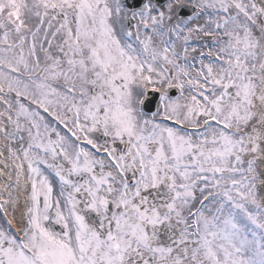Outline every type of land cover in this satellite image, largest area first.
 I'll return each mask as SVG.
<instances>
[{
  "label": "snow or ice",
  "instance_id": "1",
  "mask_svg": "<svg viewBox=\"0 0 264 264\" xmlns=\"http://www.w3.org/2000/svg\"><path fill=\"white\" fill-rule=\"evenodd\" d=\"M0 138V264H264V0H0Z\"/></svg>",
  "mask_w": 264,
  "mask_h": 264
},
{
  "label": "bare ground",
  "instance_id": "2",
  "mask_svg": "<svg viewBox=\"0 0 264 264\" xmlns=\"http://www.w3.org/2000/svg\"><path fill=\"white\" fill-rule=\"evenodd\" d=\"M0 142H1V138H0ZM1 151V148H0ZM0 161H3V157H0ZM0 172H5V168L3 163H0ZM6 183V177L5 175L0 176V188H2L4 186V184ZM19 212V210H17Z\"/></svg>",
  "mask_w": 264,
  "mask_h": 264
},
{
  "label": "rangeland",
  "instance_id": "3",
  "mask_svg": "<svg viewBox=\"0 0 264 264\" xmlns=\"http://www.w3.org/2000/svg\"><path fill=\"white\" fill-rule=\"evenodd\" d=\"M2 144H3V139L1 138L0 146H2ZM13 146H15V145H13ZM0 148H1V151H3L2 147H0ZM6 155H7V153L5 152V156ZM3 160H4V157H3ZM6 162L10 163V161H6ZM7 172H8V169H5V172H4L5 177H7Z\"/></svg>",
  "mask_w": 264,
  "mask_h": 264
},
{
  "label": "water",
  "instance_id": "4",
  "mask_svg": "<svg viewBox=\"0 0 264 264\" xmlns=\"http://www.w3.org/2000/svg\"><path fill=\"white\" fill-rule=\"evenodd\" d=\"M154 100H155L154 97H151V98H150V104H149V107H153V106H154ZM152 101H153V103H152Z\"/></svg>",
  "mask_w": 264,
  "mask_h": 264
},
{
  "label": "flooded vegetation",
  "instance_id": "5",
  "mask_svg": "<svg viewBox=\"0 0 264 264\" xmlns=\"http://www.w3.org/2000/svg\"><path fill=\"white\" fill-rule=\"evenodd\" d=\"M17 215V219L19 218V214H16Z\"/></svg>",
  "mask_w": 264,
  "mask_h": 264
}]
</instances>
